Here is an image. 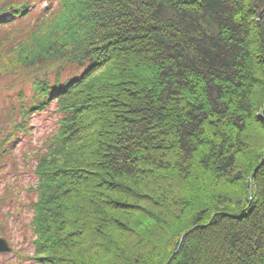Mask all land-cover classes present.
Wrapping results in <instances>:
<instances>
[{"label":"trees","instance_id":"1","mask_svg":"<svg viewBox=\"0 0 264 264\" xmlns=\"http://www.w3.org/2000/svg\"><path fill=\"white\" fill-rule=\"evenodd\" d=\"M0 62L30 90L0 145L57 115L30 259L264 264V0H0Z\"/></svg>","mask_w":264,"mask_h":264},{"label":"rangeland","instance_id":"2","mask_svg":"<svg viewBox=\"0 0 264 264\" xmlns=\"http://www.w3.org/2000/svg\"><path fill=\"white\" fill-rule=\"evenodd\" d=\"M34 9L39 11V7ZM30 18L32 21L35 16L31 14ZM258 21H262L261 14ZM5 52L11 63L14 54ZM4 68L6 64L0 62V140L21 122V112L30 94L28 79ZM56 118L53 105L40 113L32 111L22 125L23 131L16 130L11 139L0 145L9 147L5 153L0 148V238L11 247L10 252L0 253V264H37L30 259L31 208L36 196V177L32 171L35 156L44 150V141L56 128Z\"/></svg>","mask_w":264,"mask_h":264},{"label":"water","instance_id":"3","mask_svg":"<svg viewBox=\"0 0 264 264\" xmlns=\"http://www.w3.org/2000/svg\"><path fill=\"white\" fill-rule=\"evenodd\" d=\"M11 251V247L7 244V242L0 238V253H8Z\"/></svg>","mask_w":264,"mask_h":264}]
</instances>
